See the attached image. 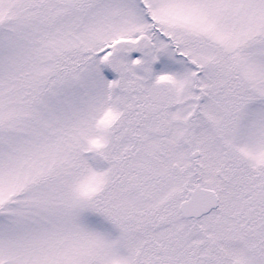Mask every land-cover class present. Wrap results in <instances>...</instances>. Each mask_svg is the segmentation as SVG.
<instances>
[{
    "label": "snow or ice",
    "instance_id": "6c2138e0",
    "mask_svg": "<svg viewBox=\"0 0 264 264\" xmlns=\"http://www.w3.org/2000/svg\"><path fill=\"white\" fill-rule=\"evenodd\" d=\"M0 264H264V0H0Z\"/></svg>",
    "mask_w": 264,
    "mask_h": 264
}]
</instances>
